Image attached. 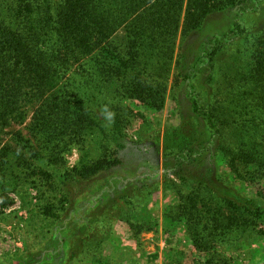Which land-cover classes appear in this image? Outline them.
Here are the masks:
<instances>
[{
  "label": "rangeland",
  "instance_id": "obj_1",
  "mask_svg": "<svg viewBox=\"0 0 264 264\" xmlns=\"http://www.w3.org/2000/svg\"><path fill=\"white\" fill-rule=\"evenodd\" d=\"M19 2L13 0L18 6ZM59 2L50 0L53 8ZM252 7L255 10L241 19L243 33L223 47L194 81L195 91L218 107L226 103L231 108V92L249 70L253 53L261 49L257 38L264 31V1ZM183 17L175 39L165 38L156 45L160 51L157 64L155 59L150 62L148 54H141L140 62L148 61L153 68L143 72L139 67L131 73V80L138 77L164 85L158 104L104 84L89 83L81 89L90 95L85 99L90 114L101 115L104 106L113 110L126 140V148L103 160L101 169L88 179L74 171L82 173L83 161L94 163L105 155L98 128L89 129L83 143L69 141L66 152L57 147L56 163L39 166L35 156L48 151L27 130L38 105L26 106L28 112L20 125L7 122L0 132V264H194L208 260L264 264V223L249 226L245 233L242 228L216 230L214 221L227 223L230 213L201 179L212 174L218 186L235 189L264 210V175L258 177L252 169L234 172L225 156L200 146L208 139V130L193 114L189 86L177 72ZM233 18L225 12L206 20L202 32L185 42L188 55L192 57L208 38L229 32ZM123 36L120 32L117 43ZM88 68L79 74H89ZM74 87L68 90L76 97ZM76 102L71 100L70 105ZM234 129L224 131L226 148L240 141ZM19 131L32 143L24 156L16 145H9L10 133ZM90 133L94 134L90 137ZM57 138L60 133L54 145L63 144ZM190 144L201 156L176 163L175 156ZM202 237L212 244L210 252L196 250Z\"/></svg>",
  "mask_w": 264,
  "mask_h": 264
},
{
  "label": "trees",
  "instance_id": "obj_2",
  "mask_svg": "<svg viewBox=\"0 0 264 264\" xmlns=\"http://www.w3.org/2000/svg\"><path fill=\"white\" fill-rule=\"evenodd\" d=\"M0 1V132L8 121L20 125L27 115V105H38L33 112L34 123L27 130L48 153L36 155L35 164L56 163V152H60L57 147L66 152L71 142H85V133L93 128L99 129L102 152L106 153L97 162L83 161V172L76 169V174L88 179L101 169L103 160L126 148L119 118L115 116L108 125L102 115L90 114L85 100L90 95L81 89L89 83L104 84L122 88L124 95H137L138 99L158 104L164 85L138 77L131 80V73L139 67L143 72L153 68L148 61L140 62L141 54H148L150 62L155 59L157 64L160 51H156V45L167 38L175 39L183 15L184 41L177 72L182 83L189 86L193 114L208 130L209 137L200 146L212 148L218 157L225 156L234 172L252 169L258 177L264 175V31L257 38L261 49L253 53L249 70L231 92L230 109L226 103V107L212 104L211 98L206 99L194 88V81L215 55L243 33V15L255 10L252 4L264 0H60L56 8L50 0L44 6L38 4L43 0H17L19 6L13 0ZM225 12L234 16L232 29L208 38L189 56L185 51L189 37L202 32L210 17ZM120 32L124 36L117 43ZM171 55L167 59L171 60ZM86 67L90 73L83 77L80 74ZM72 86L77 89L76 97L69 94ZM71 100L77 102L72 106ZM226 112L231 115L226 116ZM233 127L240 141L229 149L224 131ZM59 133L57 141L63 144L54 145ZM10 136L9 145H16L23 156L28 154L24 150L29 149L31 141L20 131ZM185 146L175 156L176 163L201 156L195 145ZM88 163L95 166L89 167ZM201 180L230 213L227 223L213 220L217 231L242 228L245 233L249 226L264 223V210L255 201L241 197L235 189L218 186L212 174ZM211 245L202 237L196 250L207 253L213 249ZM194 264L213 263L208 260Z\"/></svg>",
  "mask_w": 264,
  "mask_h": 264
},
{
  "label": "clouds",
  "instance_id": "obj_3",
  "mask_svg": "<svg viewBox=\"0 0 264 264\" xmlns=\"http://www.w3.org/2000/svg\"><path fill=\"white\" fill-rule=\"evenodd\" d=\"M101 115L106 124L111 125L114 122L115 113L108 106H104L101 109Z\"/></svg>",
  "mask_w": 264,
  "mask_h": 264
}]
</instances>
